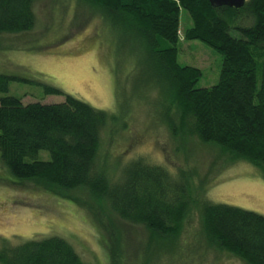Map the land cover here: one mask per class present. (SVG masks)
<instances>
[{
  "label": "trees",
  "instance_id": "obj_1",
  "mask_svg": "<svg viewBox=\"0 0 264 264\" xmlns=\"http://www.w3.org/2000/svg\"><path fill=\"white\" fill-rule=\"evenodd\" d=\"M37 1L0 0V34L30 30ZM85 1L97 6L109 23L119 20L137 35L138 47L168 97L163 113L171 138L216 144L232 158L257 166L264 177V0H245L239 8L211 6L207 0ZM180 10L191 21L182 38L200 40L221 57L217 81L209 87L195 86L198 68L177 62ZM10 79L0 74L1 166L20 180L17 184L83 190L95 203L90 206L97 224L109 229V264H116L120 252L114 248L118 220L133 232L131 226H142L147 246L160 244L155 237L177 235L179 222L194 206L208 242L244 264H264L263 215L196 200L184 169L171 170L142 156L110 173L96 160L100 133L113 116L68 94L56 103H22L4 94ZM48 91L58 92L46 87ZM40 150L49 158L38 159ZM0 264L84 263L68 241L51 235L17 242L0 239Z\"/></svg>",
  "mask_w": 264,
  "mask_h": 264
},
{
  "label": "rangeland",
  "instance_id": "obj_2",
  "mask_svg": "<svg viewBox=\"0 0 264 264\" xmlns=\"http://www.w3.org/2000/svg\"><path fill=\"white\" fill-rule=\"evenodd\" d=\"M34 13L30 30L0 34V74L11 77L4 94L22 103H56L68 94L103 110L114 118L100 133L97 165L116 173L118 165L142 156L171 170L184 169L196 200L264 216V177L257 166L232 158L216 144L169 136L163 113L166 91L133 31L119 20L109 23L85 0H40ZM190 24L187 12L180 10L176 59L200 70L195 86L209 87L217 81L221 57L200 40L182 38ZM231 33L238 35L236 29ZM46 87L58 92H45ZM36 157L46 160L49 153L40 150ZM1 165L0 239L17 242L55 235L68 241L84 264H109V229L103 231L97 224L90 206L95 203L83 190L59 192L29 181L17 184L20 180ZM186 213L177 235L155 237L160 244L149 246L142 226H131L133 232L118 220L116 264H244L205 239L195 206Z\"/></svg>",
  "mask_w": 264,
  "mask_h": 264
},
{
  "label": "water",
  "instance_id": "obj_3",
  "mask_svg": "<svg viewBox=\"0 0 264 264\" xmlns=\"http://www.w3.org/2000/svg\"><path fill=\"white\" fill-rule=\"evenodd\" d=\"M211 6H227L239 8L245 0H207Z\"/></svg>",
  "mask_w": 264,
  "mask_h": 264
}]
</instances>
